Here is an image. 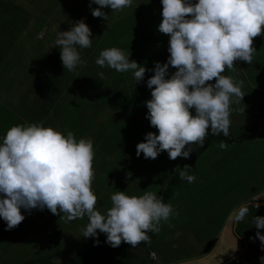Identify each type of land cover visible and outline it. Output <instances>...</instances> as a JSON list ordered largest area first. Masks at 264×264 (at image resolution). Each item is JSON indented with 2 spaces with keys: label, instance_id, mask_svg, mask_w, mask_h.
<instances>
[{
  "label": "clouds",
  "instance_id": "clouds-1",
  "mask_svg": "<svg viewBox=\"0 0 264 264\" xmlns=\"http://www.w3.org/2000/svg\"><path fill=\"white\" fill-rule=\"evenodd\" d=\"M91 2L99 6L91 9L93 17L108 21L103 8L119 12L133 0ZM161 4L158 31L169 36L170 55L165 63L157 61L150 70L154 74L146 84L151 99L145 101L146 117L158 134L146 133L144 141L136 145V156L142 152L144 158L156 159L167 151L169 159L176 160L188 158L193 145L202 147L209 128L213 135H230V106L242 102L245 93L243 81L222 73L226 68L235 71L237 60L253 63V38L261 35L264 26V0H161ZM91 35L82 19L69 30L58 31L54 46L60 49L64 69L75 71L86 65L78 48H90ZM129 56L130 51L113 47L102 50L95 63L120 73L131 71L139 83L149 69ZM169 66L175 69L170 76ZM98 76L103 79L104 73ZM213 79L214 84L208 83ZM219 147L226 149L228 145L221 141ZM94 155L93 141H77L71 131L65 136L41 123L8 129L0 143V218L6 222L5 230L14 229L25 219L21 208L30 212L46 207L54 215L63 214L65 222L87 216L89 222L81 229L82 236L96 238L99 230L111 248L119 247L122 241L133 249L142 242L150 244L149 233H159L161 221L167 222L175 213L173 206L164 203L156 192L137 197L119 191L111 195L112 207L101 214L91 187ZM189 169L184 165L179 176L193 183L196 177L188 174ZM257 202L241 205L235 213L236 222H243L250 206L258 208ZM254 225L258 230L264 228V216H255ZM256 236L264 245V235L257 231ZM98 244L94 239V246ZM149 257L156 260L152 252Z\"/></svg>",
  "mask_w": 264,
  "mask_h": 264
},
{
  "label": "rangeland",
  "instance_id": "rangeland-1",
  "mask_svg": "<svg viewBox=\"0 0 264 264\" xmlns=\"http://www.w3.org/2000/svg\"><path fill=\"white\" fill-rule=\"evenodd\" d=\"M15 2L16 1L12 0H0V8L2 10L5 5H8L9 8H12L13 11L18 14H20L19 11H23L29 15L30 12L34 15L37 10L44 8L43 0H33L29 5L23 4L21 10L17 9ZM55 3V0H50L48 10L52 8L55 9ZM61 4L64 5V0L60 2V5ZM40 14L42 15V12H40ZM52 15L54 16H44L39 23L32 22V29H36L40 23L45 22L51 17L47 29L37 33L35 37L37 40H40L45 33L48 34L50 32L53 43L56 41L53 39V35H56V31H60L64 27L71 28L72 24L76 21L75 19L71 24V22H68L70 18H67L62 12ZM118 19L120 21L116 24V27H118L121 32L128 33L131 21H123L120 17ZM114 29L115 27L113 25H107L106 32L103 34L104 37L108 38L112 35ZM25 32H27V30ZM261 35L263 37L259 35L253 38L252 46L260 51L258 53L264 60V26H262ZM25 36L30 38V34H25ZM111 39L115 41L114 38ZM105 43L108 44L107 40ZM15 48L16 50H13L11 47L0 44V57H3V61H0V66L5 67V69H2L0 72H2V77L6 78L8 81V86L0 88V97L3 98V101L0 100V104H4L7 108L6 112H4L6 115L11 114L9 110L12 111L16 107V104L13 102L10 106L7 104V98H17V94L14 92L16 83L35 82L34 77L26 78L24 76L23 69H25L27 65H30L33 56H37L42 52L44 53V51L37 50L36 48L27 47V44L24 42L16 44ZM78 51L81 52L82 50ZM81 58L85 60L84 56ZM237 62L238 68L228 77L234 78L235 81H243L244 83L247 81L244 76L246 72L250 82H253L259 69L241 60H237ZM64 75L60 76L61 83L64 86L59 90L60 99L57 101L58 105L56 103H42V106L37 108V110L38 114L43 116L47 123L58 126L59 132L65 136L69 131H72L73 133L79 132L86 137L92 138L94 136L97 137L100 131L103 132V138L96 141L95 143H97V145L93 146L95 155L92 167L95 175L92 181V189L97 185L110 186V184L120 189H122L121 186H133L137 197L143 195L144 192H151L152 190L159 192L162 184L166 181L170 173H172L173 166L178 163L179 157L176 160H170L167 151H162L158 154L156 159H146L141 152L143 167L137 172L142 173L139 174L136 173V171L131 172L125 180L117 183L123 161L130 159L131 153L124 145L125 142L121 139L119 143L109 139L110 131L104 128L100 129L99 126L90 124V115L84 108L72 107L69 105L71 101L76 100L77 102L81 101V103H83L84 99L81 97L80 93L87 95L89 86L87 84L88 81L84 80L86 78L81 79L76 76L72 78L70 75ZM17 101L18 99H16L15 102ZM11 115L21 116L17 110L12 112ZM76 116L81 118L82 121L80 123L73 121ZM120 118L124 119L123 117ZM244 118L247 120L245 115ZM9 120L10 117L8 116L5 122H0V143L3 142L4 132ZM106 121L114 122L115 120L106 117ZM238 123L241 125L242 121L238 119ZM15 125L22 124L16 122ZM66 126L70 129L66 128ZM90 129L93 131L90 132ZM142 130L145 133H156L153 129L142 128ZM257 131L259 130L257 129L254 133ZM221 141L228 145L225 151L219 147ZM242 143L243 140L227 143L225 138H219L218 141L214 143H204L207 144L206 149L200 152L197 161L194 162V164L190 166L191 169L188 170V174L196 177L195 182L189 183L187 180L181 179L179 175L174 177L173 183L170 185L172 189L170 200L166 203H170L175 210V213L171 215L168 220L173 223L165 227L161 232V238L168 244V247L179 249L180 253H182V245L184 244V246L194 247L195 250L199 252L206 250L211 241L216 238L217 227L214 226V221H211L207 217L213 215L214 208H216L217 205L226 207L228 206L227 203H230L231 206L240 203L247 193V188L253 184L254 178L257 179L259 176V168L256 166V163L264 159L263 142ZM133 144H135L136 147L137 143ZM197 145L198 144L193 145L192 151ZM246 145L247 147L245 149ZM237 147L246 150L245 155L243 154L242 157L244 158L245 156L248 160L245 161L250 164V169H248V171L241 168L240 165L233 161V156L235 155V149ZM258 148H262V150ZM109 160L111 166L108 165L104 167L103 162ZM150 164L155 165L154 170H151L149 167ZM130 177L131 180H129ZM259 189H264V183L259 185ZM92 191L97 193L96 190ZM116 192H119L118 189L111 190L105 194L110 195ZM253 211L254 210H252V213ZM25 214H29L28 211H24L23 215ZM38 215L46 220L51 219V229L56 231L54 237L47 239V237L42 236L44 239L40 240L44 242H38L34 239L27 241L22 240L17 243L2 242L0 243V264H29L31 261H40L42 263L50 261L55 263L60 259L69 258L74 252L73 250H76L74 246L86 239L82 236L81 232V229L87 226V223H84V221L76 219L74 221L65 222L63 214L61 217H59V215H54L46 207L43 210L39 209ZM29 218L30 217H28V219ZM41 222L49 225V222L44 219H41ZM35 223L33 226H36L38 230L40 226ZM161 223H163V221H161ZM41 230H43V228ZM29 234H34V231L30 229L28 235ZM34 248H36L37 251H34ZM108 259L109 258H106L103 264H108Z\"/></svg>",
  "mask_w": 264,
  "mask_h": 264
},
{
  "label": "trees",
  "instance_id": "trees-1",
  "mask_svg": "<svg viewBox=\"0 0 264 264\" xmlns=\"http://www.w3.org/2000/svg\"><path fill=\"white\" fill-rule=\"evenodd\" d=\"M7 1V0H6ZM16 1L15 5L18 10H21L23 4L29 5L30 0H12ZM50 0H43L44 8L39 9L33 15L26 12L19 11L20 14L5 5L4 9L0 8V44L16 50V44L24 42L27 47L36 48L37 50L44 51L37 56H33L30 65L23 69V74L26 78H35V82L30 81L27 83H16L14 92L17 94V98H7L8 106L13 102L16 104L15 109L9 112L12 114L14 111L20 113V117L4 114L6 107L4 104H0V122L6 121L7 117H10L7 128H11L16 124H32L41 123L43 126H51L53 129L58 130V126L49 124L38 114L37 108L42 106V103H57L60 99L59 90L62 86L60 76L70 75L86 78L88 84V93L82 94L84 102L71 101L69 103L72 107L84 108L90 115V124H94L100 127V129H107L110 131L109 139L119 143L121 139L124 145L129 149L131 157L128 160H122L123 165L120 171V176L117 183L125 180L131 172L140 171L143 167V157L140 154L136 156V147L133 143H139L138 141H144L145 132L142 128L153 129L158 134V129L150 125V121L147 119L146 114L148 109L145 101L151 99V90L147 87L146 81L154 73L150 71L154 68L155 62L165 63L170 55L167 51L169 46V36L158 31V25L162 20V4L161 0H133L131 6L124 8L119 12H112L111 8L105 7L103 11L108 14L109 19L105 21L103 17H93L91 14L92 8L99 7L91 0H64V5H60L62 0H55V9L48 10ZM193 3L196 0H192ZM91 3V7L89 6ZM137 5V6H136ZM136 6V7H135ZM6 9V11H5ZM42 12V15L40 14ZM64 13L67 18H70L68 22H72L76 19L83 20L91 29L92 46L90 48L79 49L81 57H85L86 65L78 66L75 71H68L63 68L60 58V49L55 45V41L52 43L50 32L44 34V36L37 40L35 37L40 31L47 29L51 17L45 22L40 23L36 29H32V22H41L44 16L55 13ZM130 20L131 25L128 33H123L116 27V24L120 21ZM117 18V19H116ZM75 21V22H76ZM74 22V23H75ZM73 23V24H74ZM113 25L115 27L112 35L108 38L103 34L106 32L107 25ZM70 28L64 27L60 31H67ZM27 30V32H25ZM56 31V30H55ZM35 33V36H34ZM26 35L30 34V38ZM58 31H56V35ZM53 35V39L56 40L57 36ZM262 36V35H260ZM263 37V36H262ZM111 38H114L113 41ZM23 40V41H22ZM107 40L108 44L105 43ZM119 48L123 52L128 53L130 51V60H135L138 64L144 66L149 71L145 72L144 80L135 83L133 73L129 72H116L114 69L98 66L95 61L99 57L102 50L109 48ZM260 60V58H258ZM0 61H3V57H0ZM5 67L0 66V71ZM175 71L174 68L169 66L168 75L170 76ZM232 70L227 68L222 75L230 76ZM103 72L104 78L101 79L98 73ZM6 78L2 77L0 72V88L8 86ZM208 83H215V80ZM82 88V87H81ZM1 90V89H0ZM16 99H18L17 102ZM3 101V98L0 97ZM247 104L252 108L254 116L259 119H264V99L255 98L250 96L247 100ZM246 104V106H247ZM190 112L195 115V110L190 109ZM108 119L115 120L114 122H107ZM123 117L124 119L120 118ZM74 122L80 123L82 120L76 116L73 119ZM107 122V123H106ZM119 123V124H118ZM135 126H131V125ZM257 124H255L254 128ZM66 128L70 129L68 126ZM4 132V136L6 134ZM93 131L90 129V132ZM72 132V131H71ZM73 133V132H72ZM77 141L79 139H89L79 132L73 133ZM247 134L245 132L243 135ZM103 138V132L97 135V137H90L93 141V146L97 145L96 141ZM219 138H225L227 143L234 141V138L229 135L225 137L223 133L219 135H213L209 128V133L206 136L204 143H214ZM138 140V141H137ZM129 145V146H128ZM207 144H203L201 147L199 144L191 151L188 158L179 157L178 163L173 166L172 173L167 177L166 181L162 184L159 192H156L158 196L163 197V202L167 203L170 200L172 189L170 185L173 183L174 177L179 175V171L183 170L184 165L189 167L197 161L201 151L205 150ZM151 170L155 169V165H149ZM177 169V170H176ZM131 180V177L129 178ZM166 186V187H165ZM110 187V188H109ZM109 188L110 190L124 191L129 196H137L133 186H121L122 189L115 187L114 185H97L95 186L97 193L104 200V192ZM98 236L96 238H86L80 243L74 246L77 250L72 253L69 258L60 259L55 263L50 261L42 263L31 261L29 264H89L90 261L103 255L111 246L106 243V236L97 231ZM94 239L99 240V244L94 246Z\"/></svg>",
  "mask_w": 264,
  "mask_h": 264
},
{
  "label": "crops",
  "instance_id": "crops-1",
  "mask_svg": "<svg viewBox=\"0 0 264 264\" xmlns=\"http://www.w3.org/2000/svg\"><path fill=\"white\" fill-rule=\"evenodd\" d=\"M32 1L33 0H30V3ZM258 52L260 51L256 49L253 56V63L251 65L259 69V72L256 74L253 82H250L246 72L244 73L247 81L243 83L242 91L245 95L242 98V102L233 103L230 106L232 113L229 130L230 135L234 138V141L243 140L242 144L264 143V120H257L253 114L255 112H252V108L247 104V100L250 96L264 99V60ZM258 58H260V60ZM234 65L235 69H237L238 62L234 61ZM230 74H233V71H231ZM244 115L247 120L244 118ZM238 119L242 121L241 125L238 123ZM255 124L257 125L254 128ZM252 125L253 130L250 131ZM257 129L259 131L254 133ZM245 132H247V134L243 135ZM246 147L247 145L245 146V149ZM262 148L258 149L262 150ZM245 149L243 150L242 148L237 147L235 149L233 161L240 165L241 168L248 171V169H250V164L246 162L248 160L245 156L244 158L242 157V155H245L246 153ZM225 150L226 149L223 151ZM110 160L103 162L104 167H107L108 165L111 166ZM256 166L259 168V176L257 179L254 178L253 184L247 188V193L240 203L237 205L233 204V206H231L230 203H227L228 206L226 207L217 205L216 208H214L213 215L207 217L211 221H214V226L217 227V232L216 238L211 241L206 250L198 252L194 247L184 246L183 244L182 253H180L179 249L177 250L168 247V244L161 238L162 230L173 223L167 221L161 223V231L158 234L149 233L151 236L150 244L142 242L139 246L133 249L131 245L122 241L119 247H112L89 264H103L106 261V258H109L107 261L108 264H264V245H262L259 237L256 236L257 231L264 235V228L258 230L254 225L255 216H264V189H259V185L264 183V159L258 161ZM109 188L104 192V200L97 196L96 208L101 214H106L112 207V194H105L111 191ZM256 201H259L257 202L259 207L255 208L250 206V211L245 216L243 222H236L235 213L239 207ZM252 210H254L253 213ZM24 211L25 210L21 208L22 214ZM38 211L39 209H33L28 212L29 214H25V219L10 231L5 230L6 222L0 218V243H17L18 241L32 239L38 242H44L40 240L44 239L42 236L47 237V239L53 238L56 231L51 229V219L46 220L45 218L40 217ZM28 217L30 218L28 219ZM41 219L49 222V225L42 223ZM79 220L84 221V223L87 224L89 222L87 216ZM34 223L40 226L38 230L36 229V226H33ZM42 228L43 230H41ZM30 229L34 231V234L28 235ZM34 251H37V249L34 248ZM149 252H152L156 256V260L150 259Z\"/></svg>",
  "mask_w": 264,
  "mask_h": 264
},
{
  "label": "built area",
  "instance_id": "built-area-1",
  "mask_svg": "<svg viewBox=\"0 0 264 264\" xmlns=\"http://www.w3.org/2000/svg\"><path fill=\"white\" fill-rule=\"evenodd\" d=\"M241 221V220H240ZM152 256V258H154V256L153 255H151Z\"/></svg>",
  "mask_w": 264,
  "mask_h": 264
}]
</instances>
